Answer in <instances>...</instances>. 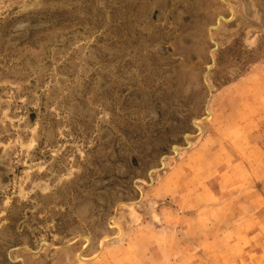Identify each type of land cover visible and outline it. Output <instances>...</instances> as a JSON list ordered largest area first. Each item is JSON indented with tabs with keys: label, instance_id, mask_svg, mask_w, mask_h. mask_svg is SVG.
<instances>
[{
	"label": "rangeland",
	"instance_id": "rangeland-1",
	"mask_svg": "<svg viewBox=\"0 0 264 264\" xmlns=\"http://www.w3.org/2000/svg\"><path fill=\"white\" fill-rule=\"evenodd\" d=\"M161 207L148 264H264V0H0V264H126Z\"/></svg>",
	"mask_w": 264,
	"mask_h": 264
},
{
	"label": "crops",
	"instance_id": "crops-1",
	"mask_svg": "<svg viewBox=\"0 0 264 264\" xmlns=\"http://www.w3.org/2000/svg\"><path fill=\"white\" fill-rule=\"evenodd\" d=\"M153 207V203L150 204V207ZM161 209H163V207L160 208V210H157L158 212L152 214L153 218H151L150 220H138V221H141L139 223H134L133 225H128L129 227L130 226H133V228H127L126 229V232H127V235L132 237L134 240H138L141 242L140 245H136L134 247H127L125 248L124 251H127L129 253L128 257L131 258V260H127V263L126 264H148V262L146 261L148 258V253H149V250L150 248L148 247V244L147 242L144 241V238L145 237H153V235H157L159 233L163 234V233H168V232H175V228L173 227L172 224H169L168 221H165V223H163V217L161 216ZM167 210H171V209H167ZM136 211H138L136 209ZM171 222H173V219L172 218H168ZM144 222H146L144 224ZM158 222H161V224H163V228H159L153 235H148L147 236V231H146V227H149V224L152 223L153 227L158 225L157 223ZM160 224V225H161ZM139 225V226H137ZM169 227V231L168 230H164V227ZM132 233H135V236L133 237L132 236ZM139 234V235H138ZM112 245V242H110L107 246V248L105 249L104 251V257L103 259H101V261H97V262H102V261H105L108 263L110 260H109V257H105L107 255V253L109 251H111L113 248L111 247Z\"/></svg>",
	"mask_w": 264,
	"mask_h": 264
},
{
	"label": "bare ground",
	"instance_id": "bare-ground-1",
	"mask_svg": "<svg viewBox=\"0 0 264 264\" xmlns=\"http://www.w3.org/2000/svg\"><path fill=\"white\" fill-rule=\"evenodd\" d=\"M79 255H80V258H81V259H84V256H83V254H82L81 252H80Z\"/></svg>",
	"mask_w": 264,
	"mask_h": 264
}]
</instances>
